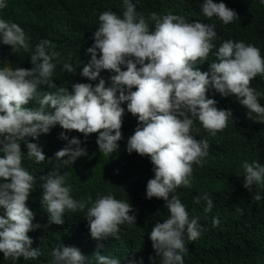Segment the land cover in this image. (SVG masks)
<instances>
[{
    "label": "clouds",
    "instance_id": "1",
    "mask_svg": "<svg viewBox=\"0 0 264 264\" xmlns=\"http://www.w3.org/2000/svg\"><path fill=\"white\" fill-rule=\"evenodd\" d=\"M9 1L0 0V47L31 61L14 70L0 63V207L5 210L0 216V252L13 261L42 255L29 237L40 225L34 206L26 203L36 179L25 161L51 162L55 170L40 178L44 183L38 191L47 208L35 206L45 223L62 225L66 211L87 210L82 215L87 251L59 246L50 253L51 264H183L185 240L202 237L199 219L219 213V202L205 190L186 204L178 191L190 186L214 144L241 125L243 118L235 125L232 106L243 115L246 110L253 113L247 120L264 127V103H259L264 93L256 89L264 80V45L240 37L221 40L217 25L239 26L253 7L264 8V0H194L193 19L187 21L172 13H151L147 19L136 11L135 1L123 0L122 17L112 11L99 15L94 43L87 49L91 59L84 55L72 64L62 63L56 43L29 39L28 28L5 18ZM214 47L216 61L209 71H200L197 63L207 61ZM78 67L83 70L77 78L63 70ZM102 70L115 73L110 85L100 77ZM124 113L128 118H122ZM131 124L127 151L150 157L144 172L155 174L140 200L168 209L147 231L141 207L119 199L117 190L97 192L87 201L71 192L94 173L104 172L93 163L88 145L111 154L119 147L121 129ZM81 133H98L96 145H81ZM234 186L260 201L264 163L244 161ZM212 222L219 226L218 218ZM128 228L134 234L127 235L132 253L125 261L102 256L100 250Z\"/></svg>",
    "mask_w": 264,
    "mask_h": 264
},
{
    "label": "trees",
    "instance_id": "2",
    "mask_svg": "<svg viewBox=\"0 0 264 264\" xmlns=\"http://www.w3.org/2000/svg\"><path fill=\"white\" fill-rule=\"evenodd\" d=\"M64 1L10 0L6 13L9 11L14 15L16 20L13 22L20 24L26 31L27 28L29 29L30 33L27 31L29 39L48 38L56 43L63 64H72L75 59L84 55L91 59L87 49L91 43H94L93 35L99 27V15L104 11H112L122 17L125 10L123 0H66V3ZM134 1L138 7L136 11L147 19L151 13H172L185 17L186 21L193 19L196 4L194 0H131L133 4ZM59 16L61 19L58 18ZM5 18L10 20L9 17ZM149 28L151 31L155 30L150 24ZM217 30L221 40L240 37L264 45V8L253 7L248 18L239 26L217 25ZM33 41L37 43V40ZM216 50L217 48L214 47L210 51L207 61L202 64L197 63L196 67L200 71H209L210 64L216 61L213 59V51ZM21 56L23 55L8 54L0 47L1 64L9 61L14 65L13 58ZM63 70L69 77L77 78L83 69L78 67L72 72L64 68ZM121 70L126 71V65H121ZM58 74L61 75L60 69ZM114 74L102 70L100 77L110 85L109 78ZM261 76L264 79V75ZM95 81L98 84L99 78ZM262 81L256 84V89L264 93ZM132 91H136V88L133 87ZM224 103L232 106L226 101ZM259 103L261 105L264 103L262 96ZM232 107V118H236L235 125H238L240 118H243L241 125L228 131L214 144L203 166L197 167V174L190 181V186L178 191L186 204L205 190L217 195L219 202V213L205 215L199 219L203 226L202 237L195 241L185 240L188 252L183 257V264H264V186H261L259 191L260 201H254L253 196L234 186V178L240 177L244 161L249 162V158H254V161L264 163V127L247 120L253 113L246 110L243 115L239 108ZM122 118L128 116L124 113ZM132 125L121 129L122 139L118 142L119 147L111 154L104 155L99 148L95 149L93 145H88L87 152L95 157L93 163L95 165L99 163L104 172L94 173L90 180L72 189L71 192L76 199L87 201V197L97 192L101 191L105 195L113 194L117 190L120 193L119 199L141 207L143 224L147 231L149 223L168 209L166 205L155 207L149 201L145 203L140 200L145 194L148 180L154 178L155 174L144 172L146 163L151 162L150 157L141 156L135 151L129 154L127 151V141L133 135L127 131ZM79 137H81L78 138L81 145L87 143L96 145L98 133L89 134L87 137L81 133ZM25 162L36 179L26 203L27 206H34L33 209L38 215L37 224L40 225L29 237L33 240L32 248H40L42 255L36 259L25 260L20 257L13 261L6 260L0 252V264H51L50 253L59 246H72L79 250L80 246L83 251H87L83 233L87 221L82 218L87 210H79L75 213L66 211L63 216L64 223L56 225L49 222L46 224L35 207L38 206L42 210L47 208L38 194L44 183L40 178L55 170V164ZM2 182L4 181L0 180V183ZM237 208L242 209L243 213L237 212ZM4 213L3 207H0V216ZM213 218L219 219V226L213 227ZM129 234H134L131 228L126 229L119 240H113L104 246L100 250L101 255L117 258L121 263L125 261L126 255L132 253L127 242Z\"/></svg>",
    "mask_w": 264,
    "mask_h": 264
},
{
    "label": "rangeland",
    "instance_id": "3",
    "mask_svg": "<svg viewBox=\"0 0 264 264\" xmlns=\"http://www.w3.org/2000/svg\"><path fill=\"white\" fill-rule=\"evenodd\" d=\"M64 2L66 3V0H65ZM6 10H7V8H6ZM6 17H9L11 22L14 21V20H16V19L14 18V15L11 14L9 11H7V13H6ZM58 18L61 19L60 16H59ZM92 45H93V43H91V44L89 45V47H91ZM2 46L5 47L6 49H8V45H4V44L2 43ZM98 57H99V52H98ZM13 61H14V65L10 64V62L7 61V62L3 65V67L7 66V67H10V68H12V69L14 70V69L20 67L21 65H27V64H29L30 61H31V59H30L29 57H27L26 55H23V56H21V57L13 58ZM120 67H121V66H120ZM34 108H35V107H34ZM0 139H2V137H0ZM0 147H2V145H0ZM3 155H4V153H3L2 151H0V157H3ZM177 189H178V188H177ZM90 264H97V263H96V262H90Z\"/></svg>",
    "mask_w": 264,
    "mask_h": 264
}]
</instances>
